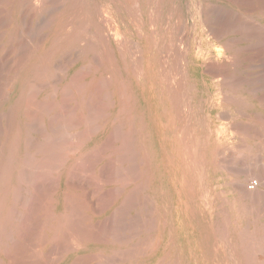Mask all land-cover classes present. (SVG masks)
I'll return each instance as SVG.
<instances>
[{"label": "rangeland", "instance_id": "obj_1", "mask_svg": "<svg viewBox=\"0 0 264 264\" xmlns=\"http://www.w3.org/2000/svg\"><path fill=\"white\" fill-rule=\"evenodd\" d=\"M41 1L43 2V4L41 3ZM41 1H40V3L38 1L39 4L35 5L34 8L32 5H31L32 7L29 5V8H28L29 3L27 1L26 2L24 1L25 2L24 3L21 0H0V179H1L0 180V200L2 203L5 201L4 206H5L6 211H7V213H6L7 219L6 220H8L7 221V224H8L7 230H8V232H9V230H11L9 233L12 236L10 238V239H12V240H10V241H12L10 246L12 247V244H13V246L15 247V244L17 242L18 245H20L19 247L16 246L17 248H23V247L26 248L27 247L26 248V251H27L28 248L30 247V245L35 244V243H37L36 241H38L39 244L38 243L37 244H38L39 248L36 247L37 244H35L34 249H35V252H37L39 250L42 253L41 254V256L43 255L42 258L46 255L45 256L46 260L42 261V262H44V264H45V262H47L48 264H52V263L53 264H73L74 260L77 261V259H75V258H79L80 256H82V258L84 257L83 259H86L87 256H85V255H89V257L92 255H94V256L97 255V258L96 257L94 258V256L90 257L92 261L91 260L89 261V259H90L89 257H88L89 259L88 258L86 259V260H88L89 264L90 263L91 264H160V263L167 264L171 260L174 262V264H200L198 262L199 258L196 257V252L198 253V251H197V245L194 242L193 231L185 228V226H182L180 224V219H181L180 217L183 215L182 210H179V209L174 208V207H172V210H170V213L172 212V214L169 217V220H170V222L168 223L169 230L165 227V225L163 223V213H161L163 210L162 208H163L164 204H168L170 206L172 203L171 200L172 199L174 200L172 193H171V188H172L173 184L166 182L169 180L170 176L172 177V175L174 173L171 170H176V167L171 166L170 163L172 164V162H179V159H180L178 154L174 150L175 145L177 143H176V141L171 140L169 132L167 130V128H170V124H172V122L170 121L171 118L168 115L159 116V115H157L156 111L152 110V111H149L148 113L150 114V112H151V114L153 116H155L156 118L153 116H150V117L148 116L146 121H144V119H141V118L139 120H137V124L139 126L138 129H140V131L142 130L143 134L139 133L136 136V142H135L134 146L132 147L134 150V151L132 150L133 154H134V152L136 154H134V155L132 154L133 157L131 155L129 158L126 159V162L131 161V160H129L130 158L134 159L131 162L133 165L134 164L136 165V169H138L137 171L139 174V178L141 180H142V178L149 176L150 170H151L153 175L156 176L155 178L158 179L157 181L165 187L164 189L166 190V192L169 195L166 196V198H165V196L163 198H159V196L156 194V191L154 189L151 190L148 182H145V184L143 182H141L142 185H140L141 186L140 188H142V189H140L137 192V199H136L137 200L136 201L137 202V204H136L137 208L135 210L136 212L134 210L127 212V214H126L127 216H124V218H123L125 220L124 221L125 223H123V225H125V227H123L124 229L123 228L120 229L121 230L120 232L118 230L120 227L117 228L118 224H119L118 220L115 219L116 222L113 221L114 218H117L116 216H117V214L119 212L118 210L120 208L118 210L116 209L115 213H110V212H114V208L111 210V208H108L109 206L105 205V203L103 202V200L110 198L109 196H107V194L109 195V193H111L113 191L112 189H114V192H115L117 187H119L117 185V183H113L116 180L115 179L116 176L114 177V174L116 175V173H117L116 167H118L117 165L119 164V162L117 163V161L114 158L118 155H115V152H114L115 150H112V147H113V149L118 147L117 142H115L116 138H115L114 133H113L114 136L111 135L110 132L105 134L103 139L96 146V148L98 147V149H97L98 151H97L96 148L93 147V142H95L99 138V136L93 137L91 140H88L87 146L82 147L81 144L78 142L83 137L82 130L80 129L81 130V132H80L79 129H77V130H79V131H77L76 129L72 128L66 134V141H68L70 139L71 135L73 134V136H72L73 138L72 137L71 138L74 139L76 143L73 142L74 140H71V139L68 141L69 143L65 142V140H64V145L69 144L70 147L69 146H63V147H66L65 149L68 150L67 152H69L70 149L72 150L68 155H64V154H66L65 153L66 150H63V151H65L64 154L62 153L63 151L61 152L62 158H61L60 162L65 163V164L60 165L61 163L58 162L59 160L56 162V159H55V162H53L54 160L51 162H43V161L39 162L44 156L46 157V155H44L45 152L48 153L47 151L42 149V146L46 145L48 143L47 139H49L48 140L49 142H50V139L51 140L54 139V140H52L54 142V144H55V142L58 143L57 142L58 137L55 138L58 135H56V134L53 135L51 133V130H49V128H51V126H50L51 124L49 125L50 120L46 122V120H48L49 117H44V115H45L44 113L46 112V110H44V108L41 107L42 103H40V102H44V98L47 96L46 98H48V99L45 98L46 101H50L49 103L52 102L53 105H51V107H50V105L46 101L45 102L47 104L44 103V105L45 106L47 105V107L49 106V109L54 108V107L57 108L54 111V113H51L50 118H53V117L57 118V116H59V115L64 116L65 115V113H63L64 110H66V114H67V110L70 111L75 106L73 104L71 105V103L67 99V98H69L68 97L69 94L72 95L71 93H69V92H73L72 90L71 91L67 90L69 92H67L68 96H65V98L67 97L65 99L66 101L63 99L64 102H63L62 98L59 97L58 93L57 94L52 93L51 95H47L45 93V91L47 89H50L49 88L50 85L53 86L52 82L55 80L57 83L55 82L56 84L54 85V87L60 88L64 85H66L67 82L69 81V79H71V78L73 79V77H74V79L77 77V80H78V77H80L82 80H88L87 79V78H89L88 76H90L91 73L93 72L92 65H90V69L88 67L89 62L86 60L85 54L80 52V51L77 52V50H75L77 53L73 50L72 51L61 50L58 53H56V52L52 53V51H50L51 54H53V56L51 54H48V56L51 55V56H49L51 58H47V54H45L46 52L44 51V49L46 50L48 45H50V47H51L50 48L48 46V48H50V50L53 49V51H55L57 49V47L60 46V42H58V40H57V39H59V37H58V35H56V33H57L56 29L58 28V25L60 24V22H62V20L64 21L65 18H66V20L72 19L73 16L70 14V11L68 8V5H69L68 0H44V1L41 0ZM168 1L171 2V3L169 2V4H170L169 6L176 7V10L178 11L177 15L179 14L178 15L179 19L176 15L175 16L177 18L176 17L174 18L173 16H170V15H172V13L165 12L164 16L166 18V21L168 20L167 26H166L167 28L165 30L166 34L163 32V34H161L160 36L158 35L156 37V39L158 41L160 40L162 42V45H164V46L166 45L165 47H168L169 44L167 45V42L169 41L168 37L170 36V34L174 33V35H175L177 33V35L180 37L181 33L183 32L181 37L186 42L188 41L187 42L188 43V50L187 51H188L189 55L192 56L193 52L196 53L197 50L195 49V47H197L198 45L202 46L204 53H206L208 50H217L221 54V60L217 63V65H216V63H215V65H214V63L211 64L213 67L216 66V68H211L212 66L210 67V63L202 61L200 63L201 65L199 64L197 67H194L193 69L192 68L191 69H188V68L185 69V73H187V75H188V82H187V87H188L187 89L188 90L186 91L187 93H186L185 98H184L185 101L183 102L182 107H181L182 110H180L181 118L177 119L176 123L173 126L176 130L175 134H177L176 136H178V139L179 138L185 139V141L188 144H191L192 146H194L196 144L197 140H200V144L203 143L202 155H204V157L202 156V159H203L202 162H204V161L214 162V164L216 165L217 171L214 174V180H215L214 184H215V189L219 194L222 193V191L224 194L225 191H231L232 190L231 189V184L233 183L232 182V180H233L232 175L235 173H236V176L239 178L240 182H242L243 186L245 185L243 187L245 189V190L243 189L244 191L249 192V193L253 192V194H254L253 196H256L257 190H258V193H260L259 191L262 190L261 192L263 194V192H264V175H263L264 174V0H168ZM23 4H26L27 6L23 5ZM40 5H42V6H40ZM54 6H56V7H54ZM26 7L29 10V11L27 10L28 12L26 11ZM36 7H38V8L36 9ZM31 8L33 10L35 9L34 10L35 12L33 10L31 11ZM40 9H42L43 12H40L41 11ZM66 11H67V13H66ZM29 12H32L35 15H33L32 13H29ZM66 14H68V16ZM42 15L44 18L42 17ZM64 16H67V17H64ZM170 17H172V18H170ZM42 18H43V21H42ZM61 18H62V20H61ZM180 18H182V19H180ZM46 19L47 20L49 19L48 22ZM58 19L61 21H59ZM180 21L182 22L183 25L181 24ZM44 22H47V23H45V25H48V27L44 25ZM174 23H175V25H174ZM179 25H180V27H179ZM38 26H40V27H38ZM181 26H183L182 30H181ZM55 27H56V29H55ZM172 27H173V29H172ZM174 27L180 28V30L182 32L180 33V30L178 29V31H177V28L175 29ZM41 28L44 30H42ZM52 28H53V30H52ZM38 29H39V32H37ZM171 29L172 30L175 29L176 32L172 31ZM53 31H54L55 35H53ZM184 31L186 32V34L184 33ZM36 32H37V34H36ZM46 33H48V34H46ZM122 33H123V36H127V34L129 32L127 30H123ZM35 35H36V37H35ZM54 36H56V38L57 37L58 38L57 39L53 38ZM48 38L49 39L51 38V39L49 40ZM164 39H165V41H164ZM54 40H55V42H53ZM43 44H45V45H43ZM51 44H52V46H51ZM82 45H84V43H82ZM40 48H42V49H40ZM39 49H40V51H42V53L39 52ZM80 50H82V49H80ZM40 53H41V56L39 55ZM65 53H67L69 55L68 56L69 58L67 57V54H65ZM72 53H73V56H72ZM79 53H80V55H77ZM35 54H37V56H35ZM74 54H75V56L77 55L79 59L77 57L74 59V57H75ZM140 54L138 53V56L136 54L138 59L140 56H141L140 58H143V56H142L143 54H141V55ZM34 56H35V58H34ZM44 56L47 59H49L50 62L45 61L47 59ZM162 56H163V54L161 55V57ZM25 57H27V58L25 59ZM96 57L98 59L95 61ZM96 57L94 59V63L97 62L98 65L100 63L103 64V61H99V58H100V60H102V58L99 55ZM66 58H67V60L69 59L71 62L74 60V62L71 63L69 60L68 61L65 60ZM38 59H39V61H38ZM19 60H20L21 65L18 64ZM42 60H44L43 62H47V64L46 63L43 64L44 67L42 66V64H40V62H42ZM58 60H60V62ZM139 60H141V59H139ZM65 61H67L66 63L68 65L67 64L64 65L63 62H65ZM68 62H70V63H68ZM54 64L57 65L58 68L54 67L55 66ZM58 64L59 65L63 64L64 69L63 68L60 69L61 67H63V65L59 66ZM208 64H209V66H208ZM47 65H49V68H47L48 67ZM82 65H83V67H82ZM219 65H221V67ZM207 66L210 67L211 71H209L210 69L207 68ZM38 67H40V68H38ZM53 67H54V70L55 69L57 70L56 72H58V74H59V75H57L58 77L55 75L57 73H54L55 71L53 70ZM81 67L84 69V70L82 69L83 70L82 72H84V73L80 72ZM165 67L162 68L163 70L161 69V73L163 72L162 76L164 73L167 74V72H170V70L166 71ZM16 68H18V69H16ZM34 68H35V70L37 68L40 70V72L38 73L37 76H35V75L33 76V74H31L29 72V71L33 72ZM41 68H42V70H41ZM44 68H46L45 72L51 73L52 71H50V70L54 71L52 73L54 79L52 78L53 80L51 79L50 81L46 82V84H48V85H45L46 87L41 86V84L42 85H43V83L45 84V81L40 79V77L41 78L43 77L42 73L44 72L43 71ZM59 69H60V72L62 70H63V72L59 73ZM85 70H87L89 75L87 74V72ZM207 71H209V72H207ZM77 72L78 73L80 72L79 75H81V74H84V75L79 76V75H77ZM40 73L42 74V76ZM86 74L88 76H85ZM170 74L173 77L175 76V72H173V71H171ZM217 75H219L218 79H217V77H218ZM106 76H107L106 77L107 80H108V77H110L112 80L111 74H106ZM31 77L32 78L34 77V78L32 79ZM35 77H37V78L39 77L38 79L40 81ZM56 77L58 79H60L59 80L60 82L58 81V79ZM10 79H13V81ZM16 79H18V80L16 81ZM23 81L26 83H24ZM29 81H31L30 85H32V87L28 86ZM172 81H174V82H171L173 84V87L174 88L178 87V86H176L175 79H173ZM34 82H35V84H33ZM108 82H109V80H108ZM38 83H40V84H38ZM49 83H50V85H49ZM147 85H148L147 86L148 88L146 87L147 93H143L141 95V93H139L138 90L135 91L134 89H132V91H133L132 93L134 94L133 96H135V98L138 95V97H137L138 100H140V102L143 103L144 105L146 103L145 101H147V102L150 101L151 103L148 102L149 103L148 105L150 107V105L154 106V98H153L154 92H153L152 82L147 81ZM150 85H151V87H150ZM26 87H27V89H26ZM22 88H24V89H22ZM31 88H33V90ZM36 89L38 90V92ZM112 90H114V89H112ZM34 92H36L38 95L37 94H36V96L33 95V94H35ZM38 96H40V98ZM50 96H54L56 98L52 97L53 98L52 99V98H50ZM32 97H34V99ZM42 97H44V98H42ZM72 97H73V95H72ZM144 97L145 98L148 97L149 99H144ZM94 98L92 99L94 101V103L95 102L98 103L97 100L100 99L101 97L96 95L95 100H94ZM28 99H29V101H28ZM30 100L32 101L34 106L36 105L35 106L36 108H37V106L39 107V105L41 107V108H39V111H37L38 110V108H37L36 114H34L35 116L33 115V117H36V118L38 117L37 119L35 118L36 121L33 120L34 118L31 119L32 115H29L30 111H31L30 113H32V114L35 112V107L31 105L32 103ZM92 100H91V102H92ZM58 101H60V102H58ZM37 102H39V103H37ZM102 102H103V98L101 100V103L99 102L100 103L98 106L99 108H101V106L103 107ZM94 103L93 104L91 103V106L94 105ZM96 103H95V105H96ZM25 104H28V105L30 104L29 106L30 107L32 106L31 108L34 107L33 108L34 110L30 109L29 106L25 105ZM59 104H61V106H64V107H62V110L64 108L63 111L60 109ZM66 104L69 106H67ZM183 105H184V107H183ZM186 105H188L189 107ZM21 106H22V108H21ZM96 106H95V108H96ZM58 107L60 110L58 109ZM24 108H26L29 112L27 110H26L27 112H25ZM41 109L44 110V113H43V110H41ZM58 113H60V114H58ZM24 114H26V115H24ZM41 114H42V116H41ZM54 114H56V115L58 114V115L56 116ZM39 115L41 118L39 117ZM52 115H53V117H52ZM185 115H186V118H185ZM25 116L27 118L29 116H31V117L26 120ZM54 119L55 118H53V120ZM153 119H155V120H153ZM37 120H39V121L43 120V124H41L42 122L40 123ZM152 120L154 121V123ZM24 123L25 124L28 123V125L24 126L25 125ZM118 123H120V122L119 121L116 122V124H118ZM142 123H143V125H142ZM147 123H148V125H147ZM168 123H169V125H167ZM183 124L185 127H187L186 130L185 129L183 130V128H182V127H184ZM185 124L189 125L190 127L186 126ZM45 125H46V127H45ZM27 126L29 128L32 126V129L30 130ZM163 126H164V128H163ZM17 127H18V129H17ZM33 127L36 129H34ZM144 127H147V129ZM154 127H156V128H154ZM158 127H160V128H158ZM152 128H153V130H152ZM179 128L181 129V132H179L180 131ZM191 128H192V130H190ZM33 129H34V131H33ZM159 129H160V131H159ZM19 130H21V131L19 132ZM35 130H39V131H35ZM189 130L191 131V133H190L191 135L189 134V132H190ZM218 130H219V132H218ZM223 130H224V132H223ZM25 131H27V132H25ZM42 131H44V132L42 133ZM71 131L73 133H71ZM76 131L79 135L78 137H77ZM45 132L47 133L48 137L46 135L43 136V134ZM220 132H221V134H219ZM16 133H18L20 137ZM14 135L17 136L18 139ZM27 135L30 136V138L28 137L30 139V141L32 139L31 142L28 141L29 144L31 143L30 145L28 143L27 144L25 143L28 140ZM69 135H70V137H69ZM108 135H110L111 138ZM184 136H185V138H184ZM186 136H187V138H186ZM188 136H190V137L188 138ZM25 137L27 138L26 141L24 140V139H26ZM67 137H68V139H67ZM145 137H146V141H145ZM163 137L165 138L164 141H163V139H161ZM42 138H44V139H42ZM75 138L76 139L78 138L79 140L77 141ZM193 138H194V140H192ZM55 139H57V141H55ZM108 139H109V141H106ZM14 140H15V142H14ZM17 140L20 143L17 142ZM41 141H42V145H41ZM70 141H72V142H70ZM105 141L108 142V144ZM16 142L19 144H17ZM39 142H40V144H39ZM53 142H50L49 144L51 145ZM103 142L106 146L104 144H103L104 146L102 145ZM110 142L111 143L113 142V144H111ZM162 142H164V143H162ZM37 143L41 146H39ZM73 143H75V145H72ZM77 143L80 145H78ZM35 144H37V145H35ZM159 144H161V146L163 148L165 147L164 150L161 146H159ZM15 146H18V148ZM34 146H39L40 147V148L38 147L39 151L44 152V154L41 152H40L41 153L40 154L38 151V148H34ZM60 146H62V145L60 144ZM100 146H102L101 149H99ZM226 146L228 148H226ZM29 147H31V148L29 149ZM104 147H105V149H104ZM219 147L220 148L223 147L221 151L218 150V149H220ZM44 148H46V146H44ZM68 148H70V149H68ZM108 148H109V150H108ZM146 148H147V150H146ZM24 149H26V150L24 151ZM93 149L95 152L93 151ZM102 149H103V151H101ZM106 149H107V151H106ZM73 150L74 151L76 150V151L74 152ZM104 150H105V153H104ZM60 151H61V149L58 152H60ZM79 151H80V154H79ZM92 151H93V153H91ZM99 151L102 154V157H104V158L98 157L97 159L100 160L98 162V160L96 161V157H97L96 152H99ZM72 152H74V153H72ZM81 152H83V153H81ZM112 152L114 154L110 155V153H112ZM161 152L163 155L160 154ZM215 152H217V153L215 154ZM30 154H32L33 156L31 155V157L29 159ZM85 154H87V155H85ZM95 154H96V157L91 158V157L95 156ZM144 154H145V156H143ZM153 154H155V155H153ZM214 154H215V156H214ZM16 155H17V157H16ZM26 155H28V156H26ZM48 155L50 156L49 153H48ZM48 155H47V157H48ZM62 155H64V156H62ZM84 155H85L86 159L89 158L88 155H90L91 159L86 161L85 158H83V160H85L83 163L82 157ZM103 155H105V156H103ZM65 156H68V157L66 158ZM134 157H137V158L135 159ZM160 157H163L164 159L162 158L163 160H161ZM34 158H36V159H34ZM64 158H66V159H64ZM100 158H102V159H100ZM108 158H111L110 160H114V161H107V160H109ZM27 159H29V160H27ZM37 159H40V160H37ZM62 159H64L66 162L63 161ZM76 159L77 160L81 159L83 165L79 162L81 160H79L78 163L81 165L78 166V164H77V166H76V164H75L77 162ZM214 159L216 160V162ZM89 161H91V162H89ZM92 161H94V162H92ZM115 161H116V163L114 164L113 162H115ZM134 161H135V163H134ZM162 161H164V162H162ZM72 162H75L73 164V166L71 165ZM103 162H105L106 164ZM141 162H142V164H141ZM224 162H226L227 167L225 166ZM101 163H103V164H101ZM57 164H58V166H57ZM108 164H111V165H108ZM137 164H138V167H137ZM102 165L106 169L109 168L110 171L108 170L109 172H107V170L105 169V172H104ZM105 165H106V167H105ZM221 165L225 166L224 169L225 168L226 169L224 170L223 166H221ZM230 165H231V167L233 165V168H235V170L232 169V173H230L231 172ZM100 167H101V169H100ZM228 167L230 168V170ZM21 168H22V170H21ZM166 168H167V170H165ZM112 169L115 170L116 172L114 171L115 173H112L111 172ZM81 170H82V172H81ZM34 171H36V172H34ZM84 171H86V172H84ZM98 171H100V173ZM137 171H136V176L138 175ZM110 172H111V175H113V177H114V178L112 177L114 179V181L110 177L108 178V176H110V175H108V174H110ZM233 172H235V173H233ZM238 172H239V174H238ZM99 174H101V175L103 174V176H105V175H107V176H105L106 178L105 177L103 178V176L100 175L101 176L100 177ZM94 175L96 176V179L99 178L97 180L98 182L96 180H94V178H95V177H93ZM18 177H20V178H18ZM104 179L106 181H104ZM253 180L258 182V187L256 188V190L250 191L248 189V185H249L250 181H253ZM161 181H164L165 183L161 182ZM104 182L106 184H104ZM110 182H112V183H110ZM1 183L2 184L6 183V184L4 186ZM17 184L19 185L18 188H17ZM144 185H147V186H144ZM67 186H70L72 188L75 187L74 190L76 193L79 191L83 192V190H84L86 193V197L88 196L87 202L89 201V209L88 208L85 209L84 213L86 212L85 215L87 217L88 216L91 217L89 219V225H90L89 226L90 227L89 232L91 235L94 233V235H93L94 241L91 243H86V244H82V242L80 243L79 241H78L79 242L78 243L76 241L77 245L79 244V247H77L75 244L76 243L75 241H69V244L71 245L70 246V245H68V242L66 243L65 241H62L59 239L57 241L60 243H63V245L61 244L62 246H64V244L66 243L67 246L65 244V247H68V246L72 247L73 242L75 245V246L73 245V247L70 248L73 251H67L69 249V247L65 248V247L60 246V247H62V249L59 248V250L60 249L65 250L64 253L60 250V252H61L60 253V252H57V251H59L58 250L59 245L57 243H54L55 241H52L50 238H48V231H47L48 228H45L43 225L47 224V221H46L47 220L46 217H48L47 215H49L51 213L52 214H58L61 211V207L59 204L61 201L60 193L63 190H65V188ZM7 187H9V188H7ZM112 187H114V188H112ZM110 189H111V192H109ZM15 190H17L16 193H15ZM107 190H109L108 191L109 193L107 192ZM255 193H256V195H255ZM5 194L7 196H5ZM49 194L54 196V199H53L54 202L53 203H51L50 200H48ZM262 194H258V198H260V196ZM13 195H16V196H13ZM104 195H105V198L103 199ZM101 196H102V199H101ZM106 196L109 198H107ZM255 198L256 197H253L252 199H250V202H249V204H251V206H253L252 210L255 211V212H252L253 214H251V218H250L251 231H254V230L257 231L256 230L257 228L264 226V225H262V224H264V214H263L264 211H263L262 206L259 204V202H262V201H260L258 199L259 200V202H258V200H254ZM47 201H49V202H47ZM57 202H58V204H57ZM48 203H50V204L48 205ZM46 205L49 206V209L51 211L49 210V212H48V210H47L48 206H46ZM23 206H25V207H23ZM44 206L47 209H45ZM105 206H107V208ZM254 206H255L256 210L254 209ZM260 206H261L262 210L260 209ZM90 207H91V209H94V210L92 211L90 209ZM104 208H106V209L104 210ZM139 209H141V211ZM260 210L262 211V213ZM258 214H260V215L263 214V215L260 218V215L258 216ZM44 215H46V217ZM110 215H111V217H114V215H115V217L114 218L110 217V220H109L108 217ZM128 216L130 217V219ZM8 217L9 218L12 217V219L11 218L8 219ZM256 217H257V219H256ZM111 219H113V220H111ZM128 219L130 220L131 224L128 222L129 221ZM254 219H256V220H254ZM105 220H106V222H104ZM108 220H109V223H108ZM45 221H46V223H44ZM91 221H92V223H91ZM110 221H111V224H112V222H115L114 223L115 225H113V224L110 225ZM106 223L109 224L110 226L107 225ZM116 223H117V225H116ZM128 223L131 226L133 223L134 226L131 227ZM253 223H254V225H253ZM92 225L95 226L94 228L92 227L93 231L91 230ZM104 225H105L106 229H104ZM119 225L121 226L122 223ZM108 226L111 228H114V229L110 228L111 229L110 233H109V229H107ZM12 227H13V230H12ZM127 227L130 229L127 230L128 229ZM254 227H255V229H254ZM115 228L117 230H115ZM113 230H115L116 233L113 232ZM43 232H44V234H43ZM105 232H106V235H105ZM107 232H108V234H107ZM117 232H119L118 233L119 235H117ZM41 233L43 234L42 236H40ZM45 234L47 237L45 236ZM114 234L117 236L114 237ZM172 234H173V236H172ZM103 235L105 236V238ZM108 235H110V236H108ZM106 236H108V237H106ZM33 237H34V239L37 237V239L32 241ZM38 237L39 238L41 237L40 239L44 238L45 240L44 239H43V241L39 240ZM136 239H140L141 242H140V240H136ZM156 240H157L158 244H157ZM39 241H41L42 243H40ZM45 241H46V243H45ZM113 241L114 242L117 241L119 243H121V242L122 243H124V242L131 243L128 245L132 248V251L130 249V251L132 253L134 251H137V250H135L136 249L135 246H134L135 249H133V246H131L132 244H136L139 241L142 245H139V243H137L139 245L138 246L139 249L137 248L138 251L136 253L134 252L135 254H132L134 256L133 258L131 257L132 255L131 256L129 255V253L131 254V252L127 249L129 251V253L127 252L128 256L126 258V255L124 257V254H127V253L122 254L123 256L119 254V253H122L124 251H122V252L119 251V252H116L115 254H114V252L107 251L106 248L109 247L110 244H113L112 243ZM262 241H264V240H262ZM29 242H31V243H29ZM106 242H109V243H106ZM52 243H54L55 246ZM263 243L261 242V246ZM21 244H23L24 246H21ZM25 244L26 245L30 244V245L28 247V245L26 246ZM137 244H136V246H137ZM51 245H53V247ZM34 246L33 245L31 246L32 247L31 251H34V249H33ZM263 248L264 247L262 246V251H263V253L261 252L262 254L259 253L260 252L259 250L258 251L255 250V248L253 249V251H255L256 253L249 251L250 252V253H248L249 256L251 255V253L253 254V255H251V258H249L247 254H246V256H245V254L244 255H239V254L235 255L233 257L235 264H247V262L249 263L248 260H250V262H252L249 264H253L254 262H255V264L258 262L259 263L261 262L260 264H264V262H263L264 261V250H263ZM140 249H141V251H139ZM47 250H48V252H47ZM40 252H38V253L40 254ZM55 252H57V253L55 254ZM24 253H25V251H24ZM43 253H46V254L44 255ZM50 253L55 254L54 256H53V254H51L53 256V258H52V256L47 257V254L50 255ZM97 253H99L100 255L102 254V255L101 256L99 255L100 256L99 257ZM138 253H139V256H138ZM29 254L31 256H30V258L27 256L28 257L27 260H31V257L33 256V253H31L30 251H29ZM166 255H168V256H166ZM121 256H122V258H121ZM244 256L248 257L249 259H246V258L244 259ZM10 257L0 254V260H1L0 262H2L0 264H10V262L13 261V260H11V259H13V257H11V259H10ZM113 257L114 258L117 257V258L114 259ZM129 257L132 260L129 259ZM164 257H166V258H164ZM54 258H55V260H54ZM57 258H61V259L56 262ZM99 258H101V260ZM106 258H109V259L113 258V260L112 259L109 260ZM43 259H45V258H43ZM83 259L80 258L81 262H79V263L75 261L76 264H82L84 261L85 262L83 264H85L86 260H83ZM82 260H83V262H82ZM75 262H74V264H75ZM218 264H221V263H218Z\"/></svg>", "mask_w": 264, "mask_h": 264}, {"label": "bare ground", "instance_id": "obj_2", "mask_svg": "<svg viewBox=\"0 0 264 264\" xmlns=\"http://www.w3.org/2000/svg\"><path fill=\"white\" fill-rule=\"evenodd\" d=\"M21 1H23V2L24 1L26 2L27 1L29 3V4L27 3L28 4V8H29V5L30 6L32 5L33 8H34L35 5H38L41 0H21ZM38 1H39V3H38ZM68 2H69L68 8H69L70 14L73 17H72V19H67V20L65 18L64 21L61 18L62 22H60V24L58 25V28L57 29H56L57 26L55 27V29L57 30L56 35H58V37H59L60 40L57 39L58 37L56 38V36L53 37V38H56L58 40V42H60V46L57 47V49L55 51H53V49L50 50L51 47H50V45H48L50 48H48V46H47L46 50L44 49V51L46 53L45 52L44 53L47 54V58H51L49 56H51V55L53 56V54H51L50 51H52V53H54V52L58 53L61 50H70V51L77 50V52L80 51V52H82V53L85 54L86 60L89 62L88 63L89 69H90V65H92L93 72L91 73L90 76H88L89 74H88L87 70H85L87 72V74H88V75L86 74L85 76H88L89 77V78H87L88 80H82L80 77H78V80H77V77L75 79L73 77V79H72L71 78L72 76H71L70 77L71 79H69V81L67 82V84L64 85V86H62V87H60V88L54 87V85L57 83L56 80L53 81L54 83L52 82L53 86H51L50 83H49V85H50L49 88L50 89H47L45 91V93L47 95H51L52 93H56V94L58 93L59 94V97H61L62 100L63 99L65 100L67 98V97L65 98V96H68L67 95L68 94L67 92H69V91L72 90L73 92H69V93H71L73 95V97H72V95L69 94V96H68L69 98H67V99L69 100V102L71 103V105L73 104L75 106L70 111L67 110V114H66V110H64V108H63V110L65 112L62 110V107H64V106H61V104H59L60 109L63 111V113H65V115L63 116L61 114L62 116H60V115L57 116L60 113H58L57 115L54 114V115L57 116V118L56 117H53V115H52V117L55 118L53 120V118H50L51 117L50 115H51V113H54V111L57 108L54 107V108H50L49 109V106L48 107H47V105L45 106L44 103L45 104L48 103L50 105V107H51V105H53L52 102L49 103L50 101H46V99H48V98H46L47 96L45 97L46 99L44 97H42V98H44V102H40V103H42V106L41 107H43L44 110H46V112L44 113V110L43 109H41V110H43V113L45 114V115L43 114L44 117H49V119L47 118L48 120H46V122L50 120V123L49 122L48 123H49V125L51 124L50 125L51 128H49L50 127L49 125H48L49 126L48 128H49V130H51V133L53 135H55V134L58 135V136L55 137V138L58 137V141H57V139H55V141H57L58 143L55 142V144H54V142L52 141L54 139H52V140L50 139V142H53L50 145L49 144L50 142L48 141L49 139H47V142H48L47 144L48 145L45 143L46 145H43L42 146V149L45 150V151H47L50 154V156L46 152L44 154V152L39 151V148H40L39 146L42 145V141H41V145H39L40 142H39V144L37 143L39 146H34V148H38L39 147L38 148L39 153L41 152L44 155H46V157L44 156L45 158L44 157L43 158L41 157L43 160L42 159L41 160L40 159H37V160H40L39 162H42V161L43 162H51V161L54 160L53 162H55V159H56V162L59 160L58 162L61 163L60 162L61 161V158H62L61 157V154L62 153L64 154L65 151H63V150H66L65 149L66 147H63V146H69V144L68 145H64V140H65V142H68L70 139L71 140H74V139H72L73 138L72 137L73 134L72 135L70 134L72 138L69 135L70 139L68 141H66V134L72 128L73 129H76V130L77 129H79V130L81 129L82 130V135H83L84 138L82 137L81 138L82 140L80 139V141H78L79 140L78 138L77 139L75 138L81 144L82 147H86L87 146L88 140H91L93 137L99 136L100 139L98 138L99 140L97 139L95 142H93V147L96 148V146L100 143V141L103 139V137L105 136L106 133L110 132L111 135H113V133H114L115 134V138H116L115 139V142H117L118 147L117 148L114 147L115 149H113V147H112V150H115L114 151L115 152V155H118V156H116L114 158L117 161V163L119 162V164L117 165L118 167H116L117 173H116V175L114 174V177L116 176L115 177V179H116L115 182H113L114 181V179H113L114 177H113V175H111V172L112 173H115L116 172L115 170L112 169V171L110 172V174H108V175H110V176H108V178L110 177L111 179H113L112 182L113 183H117V185L119 187H117V189L115 190V192H114V189H112L114 187H112L111 189L113 190L112 191L113 193L111 192V189H110V191L107 190V192L108 191L111 192V193L108 192L109 195L106 193L107 196H109L110 198L106 196L109 199L103 200V202L105 203V205L109 206L108 208H111V210L114 208V212H110V213H115L116 212L115 210L116 209L118 210L120 208L118 210L119 212H118V214L116 216L117 218H114L115 215H114V217H111V215L108 217L109 220H110V217H111V218H114V220L113 219H111V220H113V221L116 222L115 219H117L118 222H119V224L122 223L121 226L119 224H118V227L116 226L117 228L120 227L118 229L119 232H120L121 231L120 229H122L123 227H125V225H123V223H125L124 222L125 220L123 219L124 216H127L126 214H127L128 211H132V210L135 211L136 208H137L136 207V204H137V202H136L137 201L136 200L137 199V192L140 189H142V188H140L141 187L140 185H142L141 182H143L144 184H145V182H148L149 185H150L151 190L154 189L156 191V194L159 196V198H163L164 196L166 198V196L169 195L166 192V190L164 189L165 187L163 185H161L157 181L158 179L155 178L156 176L153 175V173L151 172V170H150L149 176H146L145 178H142L141 177L142 178V180H141L139 178V174H138V171H137L138 169H136V165L134 164L135 165L134 166L132 164V162H131L134 159L130 158L129 160H131V161L126 162V159L129 158L133 154V151L134 150H133L132 147L134 146V144L136 142V136L139 133L143 134V131L142 130L140 131V129H138L139 126L137 124V120H139L141 118V119H144V121H146L147 118H148V116L149 117L150 116H153L151 114V112H150L151 115L148 113L149 111H152V110L153 111H156L157 112V115H159V116H166V115H168L171 118V119L170 118L169 119L172 122V124H170V128H167V130L169 132V135H170L171 140H174L177 143L175 145V149L174 150L176 151V153L178 154V156H179L180 159H179V162H172V164L170 163L171 166L176 167V170H171L174 173H173L172 177L170 176L169 180L166 181V182H169V183L173 184V186L171 188V193H172V196H173L174 200L173 199L171 200L172 203H171L170 206L168 204H164V206L162 208L163 210H162L161 213H163V223H164L165 227L169 230L168 223L170 222L169 217L172 214V212L170 213V210H172V207L177 208L179 210H182L183 215L180 217L181 218L180 219V224L182 226H185V228L190 229V230L193 231L194 242L197 245V251H198V253L196 252V257L199 258V261L198 262L200 264H218V263H221V264H235L234 258H233L235 255H238V254L239 255H244L245 254V256H246V254L248 255V253H250L249 251L255 252V251H253L254 248L257 251L259 250L260 251L259 253H261V252L263 253L262 246L264 247V243H263L264 241H262V240H264L263 239L264 238V226H262L260 228H257L256 229L257 231H255V230L254 231H251L250 218H251V214H253L252 212H255V211L252 210L253 209L252 208L253 206H251V204H249V202H250V199H252L253 197H256L254 200H258L259 199L260 201H262V202H259V200H258L259 204L262 206L263 211H264V199H263L264 198V195H263L264 192L262 194V192H261L262 190H261V191H259L260 193H258V190H257V195L255 193L256 196H253L254 195L253 192H250L249 193V192L244 191L245 189L243 187L245 185L243 186L242 182H240L239 178L236 176V173L233 172L235 174L232 175L233 176V180H232L233 183L231 182L232 183L231 184V189L232 190L231 191H225L224 194H223V191H222V193L219 194L216 191L215 184H214L215 183L214 174L217 171L216 165L214 164V162H207V161L202 162L203 161L202 156L204 157V155H202V152H203L202 151L203 143L200 144V140H197V142H196L195 145L192 143L194 145V146H192L191 144H188L185 141V139H182V138H179L178 139V136H176L177 134H175L176 133V130L173 127L174 124L176 123V120L179 119V118H181L180 110H182L181 107H182L183 102L185 101L184 98H185V95L187 93L186 91L188 90L187 89L188 88L187 87L188 75H187V73H185V69H187V68L188 69H191V68L193 69L194 67H197L202 61L203 62L210 63V67L212 66L211 65L212 63H214V65L216 63V65H217V63L221 60V54L217 50H208L206 53H204V51L202 49V46L198 45L199 47L198 46L197 47L194 46L195 49L197 50L196 53L193 52L192 53L193 54L192 56L189 55V53L187 51L188 50V43H187L188 41L186 42L181 37L182 34H183V32L181 31L183 26H181V30H180V28H177L178 26L176 25L177 26L176 27L177 28V31L179 29L180 30V33L182 32L180 37L177 35V33L175 35H174V33H171V34L169 33L170 34V36L168 35L169 36L168 37V39H169L168 42L169 43L167 42V45L169 44L168 47H165L166 45L165 46L162 45V42L160 40L158 41L156 39V37L158 35L160 36L161 34H163V32L166 34V31L165 30L167 28L166 26H167L168 20L166 21V18L164 16V13L165 12L172 13V15H170V16H173L174 18L176 16L178 17V15H179V14L177 15L178 11L176 10V7L169 6L170 5L169 4L170 1H168V0H166V1L165 0H68ZM41 3L43 4L42 1H41ZM23 5H26V4H23ZM40 6H42V5H40ZM38 7H36V9ZM54 7H56V6H54ZM27 10L28 9L26 7V11ZM32 10L33 9L31 8V11ZM40 10H41L40 12H43L42 9H40ZM29 13H32V12H29ZM66 13H67V11H66ZM33 15H35V14H33ZM66 15L68 16V14H66ZM67 16H64V17H67ZM42 17H43V15H42ZM43 18H42V21H43ZM170 18H172V17H170ZM178 19H179V17H178ZM180 19H182V18H180ZM48 20H47V22H48ZM61 20H59V21H61ZM47 22H44V25ZM181 24H182V22H181ZM174 25H175V23H174ZM40 26H38V27H40ZM45 26L48 27V25H45ZM179 27H180V25H179ZM53 28H52V30H53ZM172 29H173V27H172ZM175 29L172 30V31H175ZM42 30H44V29H42ZM123 30H127L129 32L127 34V36H123V33H122ZM37 32H39V29L37 30ZM37 32H36V34H37ZM184 33L186 34L185 31H184ZM46 34H48V33H46ZM53 35H55L54 34V31H53ZM35 37H36V35H35ZM164 41H165V39H164ZM53 42H55V40ZM82 43H84V45H82ZM52 44H51V46H52ZM43 45H45V44H43ZM40 49H42V48H40ZM40 49H39V52L42 53V51H40ZM80 49H82V50H80ZM41 53L39 54L40 56H41ZM138 53L139 54L140 53L143 54L142 55L143 58H140L141 57L140 56L141 54L139 55L140 56L139 59H141V60H139L137 58ZM48 54H51V55L48 56ZM65 54H67V53H65ZM136 54H137V56H136ZM162 54H163V56L161 57ZM77 55H80V53L77 54ZM77 55L75 56V54H74V56H75L74 59L76 57L78 58ZM98 55L102 58V60H100V58H99V61H103V64L100 63L98 65L97 62L94 63V59ZM35 56H37V54H35ZM35 56H34V58H35ZM68 56L69 55L67 54V57ZM72 56H73V53H72ZM26 58L27 57H25V59ZM97 59L98 58L96 57L95 61ZM44 60H42V62H40V64H42L43 67H44L43 64H45V63L47 64L48 61L50 62L49 59L45 60L47 62H43ZM65 60H67V58ZM38 61H39V59H38ZM58 61L60 62V60H58ZM67 61L63 62L64 65L67 64L66 63ZM18 62L17 63L21 65L20 60ZM70 62H68V63H70ZM72 62H74V60ZM62 65H59V66H62ZM64 65L60 69H62V68L64 69ZM221 65H219V66L221 67ZM47 66H48L47 68H49V65H47ZM208 66H209V64H208ZM208 66H207V68L210 69V67H208ZM54 67H57L58 68L57 65H55ZM54 67H53V70H54ZM82 67H83V65H82ZM82 67L80 69V72H82L84 70ZM163 67L166 68V71H169L170 70V72L171 71L175 72V76L176 77L174 76L175 77L174 78L173 76H171L170 72H167V74L164 73L163 76H162V73L163 72L161 73V69ZM38 68H40V67H38ZM211 68H216V66H214V67L212 66ZM16 69H18V68H16ZM37 69L35 70V68H34V71L33 72L32 71H29V72L31 74H33V76L34 75L37 76L38 73L40 72V70L38 69L39 70L38 71ZM44 69H43L44 72L42 73L43 74V77L42 78L40 77V79H42V80L45 81V84L44 83H43V85L41 84L42 87H44L45 85H48V84H46V82L50 81L52 78L54 79V77L52 75V73L54 71H55L54 73H57V74H55L56 76L59 75L58 72H56L57 71L56 69L54 71L53 70H50V71H52L51 73L45 72L46 71V68H44ZM60 69H59V73H62L63 70L60 72ZM41 70H42V68H41ZM209 71H211V69ZM209 71H207V72H209ZM79 73L77 72V75H79ZM82 73H84V72H82ZM42 74H41V76H42ZM106 74H111V76H112V80H111L110 77H108L109 82L106 79V77H107ZM81 75H84V74H81ZM81 75H79V76H81ZM217 76H218L217 77V79H218L219 78V75H217ZM35 78H37V77H35ZM173 79H175L176 86H178L176 88H174L173 87V84L171 83V82H174V81H172ZM10 80L13 81V79H10ZM17 80L18 79H16V81ZM59 80L60 79H58V81ZM147 81L148 82H152L153 92H154V94H153L154 95V97H153L154 98V106L153 105L152 106L150 105V107L148 105L149 104L148 102H150V101H148V102L145 101L146 103L144 102L145 103V105H144L143 103L140 102V100H138V98H137L138 95L135 98V96H133L134 94L132 93L133 92L132 89H134L135 91L138 90V92L141 93V95L143 93H147L146 92V87L148 86L147 85ZM24 83H26V82H24ZM30 83H31V81H29V85L28 86H31L32 87V85H30ZM33 84H35V82ZM38 84H40V83H38ZM150 87H151V85H150ZM33 88H31V89L33 90ZM22 89H24V88H22ZM26 89H27V87H26ZM112 89H114V90H112ZM67 90H69V91H67ZM37 92H38V90H37ZM34 93L35 94H33V95L36 96L37 93L36 92H34ZM96 95L101 97L100 99L97 100L98 103L95 102L96 105L98 104L97 106L95 105L94 101L92 100L94 97L96 98ZM38 97L40 98V96H38ZM52 97L53 98H56L54 96H50V98H52ZM32 98L34 99V97H32ZM95 98H94V100H95ZM102 98H103V102H104V103L102 102L103 107L101 106V108H99L98 106L101 103ZM144 99H149V98L148 97L147 98L144 97ZM64 100H63V102H64ZM91 100H92V102H91ZM28 101H29V99H28ZM32 101H31V103H32ZM58 102H60V101H58ZM90 102L92 104L94 103V105L96 106V108H95L94 105L91 106V103ZM37 103H39V102H37ZM25 105H28V104H25ZM31 105L34 106L33 103ZM67 106H69V105H67ZM186 106H188V105H186ZM31 107L29 106L30 109L34 110L33 109L34 107L33 108H31ZM41 107H40V105H39V107L37 106L38 110L35 107V112L33 114L30 113L31 111L29 112L26 109L27 107L24 108V109H25V112L28 111L29 112V115H32V118L31 119L34 118L33 120H35L36 117H33V115L36 114V110L39 111V108H41ZM183 107H184V105H183ZM21 108H22V106H21ZM58 109H59V107H58ZM26 114H24V115H26ZM186 115H185V118H186ZM41 116H42V114H41ZM30 117L31 116H29L28 118L26 117V120L29 119ZM39 117H40V115H39ZM153 117H155V116H153ZM153 120H155V119H153ZM37 121H39V120H37ZM118 121L120 123L116 124V122H118ZM39 122L40 123L42 122L41 124H43V120H41ZM153 123H154V121H153ZM26 125H28V123H26L24 126H26ZM46 125H45V127H46ZM142 125H143V123H142ZM147 125H148V123H147ZM167 125H169V123ZM183 126H184V124H183ZM186 126H189V125H186ZM18 127H17V129H18ZM144 128L147 129V127H144ZM154 128H156V127H154ZM158 128H160V127H158ZM163 128H164V126H163ZM182 128H183V130L184 129L186 130L187 127L184 126ZM29 129L31 130L32 129V126ZM34 129H36V128H34ZM34 129H33V131H34ZM79 130H77V131H79ZM81 130H80V132H81ZM152 130H153V128H152ZM190 130H192V128ZM20 131L21 130H19V132ZM35 131H39V130H35ZM77 131H76V133H77ZM159 131H160V129H159ZM25 132H27V131H25ZM43 132L44 131H42V133ZM46 132L43 134V136L46 135L48 137V135H47ZM179 132H181V129H180ZM218 132H219V130H218ZM223 132H224V130H223ZM71 133H73V132L71 131ZM190 133H191V131L189 132V134ZM16 134H18V133H16ZM219 134H221V132ZM18 136H19V134H18ZM78 136L79 135L77 133V137ZM108 136L110 137V135H108ZM15 137L18 139L17 136H15ZM28 137L30 138L29 135H27V138ZM189 137L190 136H188V138ZM27 138L24 139V140L26 141ZM29 138H28L27 142H25L26 144L27 143L29 144V142H28V141H30ZM184 138H185V136H184ZM186 138H187V136H186ZM42 139H44V138H42ZM67 139H68V137H67ZM161 139H163V141H164L165 138L163 137ZM192 140H194V138ZM31 141H32V139H31ZM106 141H109V139L106 140ZM145 141H146V137H145ZM14 142H15V140H14ZM17 142H19V141L17 140ZM70 142H72V141H70ZM73 142H75V140ZM113 142L112 143L110 142V143L113 144ZM19 143H17V144H19ZM59 143L62 146H60ZM75 143H73L72 145H75ZM106 143L108 144V142H106ZM162 143H164V142H162ZM37 144H35V145H37ZM80 144H78V145H80ZM103 144H104V142L102 143V145ZM18 146H15V147L18 148ZM44 146H46V148H44ZM159 146H161V144H159ZM227 146H226V148H228ZM101 147L102 146H100L99 149H101ZM30 148L31 147H29V149ZM164 148H163V150H164ZM222 148H220L218 150L221 151ZM60 149H61V151L58 152ZM68 149H70V148H68ZM97 149H98V147L96 148V150ZM104 149H105V147H104ZM25 150L26 149H24V151ZM108 150H109V148H108ZM146 150H147V148H146ZM67 151L68 150H66V152H65L66 154H64V155H68L72 150L70 149L69 152H67ZM93 151H94V149H93ZM93 151L91 153H93ZM101 151H103V149ZM106 151H107V149H106ZM74 152H72V153H74ZM162 152L160 154H162ZM81 153H83V152H81ZM104 153H105V150H104ZM216 153L217 152H215V154ZM79 154H80V151H79ZM96 154H97V157H96ZM96 154H95V156H93L91 158L96 157V161L98 160V162H99L100 160L97 159V158L98 157H102V154L100 153V151L99 152H96ZM111 154H114V153L112 152V153H110V155ZM134 154H136V153L134 152ZM215 154H214V156H215ZM31 155L32 154L29 155V159H30ZM47 155H48V157H47ZM64 155H62V156H64ZM85 155H87V154H85ZM85 155L82 157V160H83V158H85ZM133 155H132V157H133ZM153 155H155V154H153ZM26 156H28V155H26ZM88 156H89V158H87V159L85 158L86 161L91 159L90 158V155H88ZM103 156H105V155H103ZM143 156H145V154ZM16 157H17V155H16ZM65 157L67 158L68 156H65ZM36 158H34V159H36ZM66 158H64V159H66ZM102 158H104V157H102ZM102 158H100V159H102ZM111 158H108L109 160H107V161H114V160H110ZM134 158L136 159L137 157H134ZM160 158H161V160L164 159L163 157H160ZM29 159H27V160H29ZM64 159H62V160L65 161ZM79 160H81V159H78L77 162L75 161L76 163L75 162H72L71 165L73 166L74 163L76 164V166H77V164H78V166L81 165V164L83 165V163H84L85 160H83V163H82V160L81 161H79ZM78 161L81 164H79ZM116 161L113 162V163L115 164ZM164 161H162V162H164ZM89 162H91V161H89ZM92 162H94V161H92ZM215 162H216V160H215ZM103 163H105V162H103ZM103 163H101V164H103ZM134 163H135V161H134ZM224 163H225V166H226V162H224ZM58 164H57V166H58ZM64 164L65 163H61L60 165H64ZM141 164H142V162H141ZM108 165H111V164H108ZM221 166H223V165H221ZM225 166H223V169H224ZM105 167H106V165H105ZM137 167H138V164H137ZM230 167H231V165H230ZM102 168L104 169V172H105V169L106 168H104V166ZM100 169H101V167H100ZM232 169L235 170V168H233V165L231 167V172L229 171L230 173H232ZM21 170H22V168H21ZM106 170H107V172L110 171L109 168L106 169ZM165 170H167V168ZM229 170H230V168H229ZM136 171H137V174H138L137 176L138 177L136 176ZM34 172H36V171H34ZM81 172H82V170H81ZM84 172H86V171H84ZM98 172L100 173V171H98ZM238 174H239V172H238ZM100 175L101 174H99V176ZM101 176H103V174ZM105 176H107V175H105ZM105 176H103V178ZM93 177H95L94 180H96V181L99 179L98 177H97L98 179H96V176L95 175ZM18 178H20V177H18ZM104 181H106V180L104 179ZM112 182H110V183H112ZM161 182H164V181H161ZM5 184L6 183H4L2 185L5 186ZM104 184H106V183L104 182ZM18 186L19 185L17 184V188H18ZM144 186H147V185H144ZM7 188H9V187H7ZM74 189H75V187L72 188L70 186H67L65 188V190H63L60 193V199H61V201H60L59 204H60V207H61V211L58 214H52L51 213V214L47 215L48 217H46V215H44L47 218V220L45 219L47 221V224H44L43 226L45 228H48V230H47L48 231V238H50L52 241H55L54 243H57L59 245L58 246V250H59V248L62 249V247H65V244L67 242H68V245H70L69 244V241H75V242L76 241L77 242L79 241L80 243L82 242V244L91 243V242L94 241L93 240L94 233L92 232L93 231L92 227L94 228L95 226H93V225L91 226V230H92L91 232L93 233L91 235L90 232H89L90 231V229H89L90 228L89 227L90 226L89 225V219L91 217H89V216L87 217L85 215L86 212L84 213V210L85 209H87V208L89 209V201L87 202V200H88L87 197L88 196L86 197V193H85L84 190H83V192L79 191V192L76 193ZM16 191L17 190H15V193H16ZM6 194H5V196H7ZM258 194H262L260 196V198L262 200L260 198H258ZM13 196H16V195H13ZM104 198H105V195H104L103 199ZM53 199H54V196L49 194L48 200H50V202L53 203L54 202ZM101 199H102V196H101ZM4 202L2 203L1 200H0V254L1 255L8 256V257H10V256L13 257V259H11V257H10V259L13 260V261L10 262V264H44V262H42V261L43 260H46V257H45L46 255L45 254L48 252V250H47L46 253H43L45 255L43 257L45 259H43L42 258L43 255L41 256L42 253L39 250L37 252H35V249H34L35 248L34 245L37 244L38 241H36L37 243L32 244L34 246L33 247L34 251H31V249H32L31 246L32 245H30V244L29 245H30L31 248L27 244L28 247H29L27 251H26V248L27 247L26 248H24V247L23 248H17L16 246H18V247L20 246L16 242L17 240L15 241L16 244L14 243L15 244V247L13 246V244H12V247L10 246V244L12 242V241H10V240H12L10 238L12 236L9 233L11 230H9V232L7 230L8 229V226H7L8 225L7 224V221L8 220H6L7 219L6 218L7 211H6V208L4 206V204H5ZM47 202H49V201H47ZM49 204L50 203H48V205ZM57 204H58V202H57ZM48 205H46V206H48ZM107 206H105V207L107 208ZM261 206H260V209L262 210ZM23 207H25V206H23ZM106 208H104V210ZM45 209H47V208L45 207ZM90 209H91V207H90ZM254 209H255V206H254ZM47 210L49 212V210H50L49 209V206H48V209ZM91 210L93 211L94 209H91ZM139 210L141 211V209H139ZM261 213H262V211H261ZM263 214H264V212H263ZM263 214H261V215L258 214V216L260 215V218H261ZM257 217H256V219H257ZM10 218L12 219V217H10ZM10 218L8 217V219H10ZM129 219H130V217H129ZM256 219H254V220H256ZM109 220H108V223H109ZM46 221L44 223H46ZM104 222H106V220ZM115 222H112V224L115 225L114 224ZM128 222L130 223V220ZM91 223H92V221H91ZM112 224H111V221H110V225H112ZM107 225H109V224H107ZM116 225H117V223H116ZM253 225H254V223H253ZM262 225H264V224H262ZM133 226L134 225L132 223V226L131 227H133ZM108 227H107V229H109V233H110L111 229H114V228H111V227L108 228ZM104 229H106L105 225H104ZM129 229L130 228H128L127 230H129ZM254 229H255V227H254ZM12 230H13V227H12ZM115 230H117V229L115 228ZM115 230H113V232L116 233ZM119 232H117V235H119L118 234ZM43 234H44V232H43ZM43 234L41 233L40 236H42ZM107 234H108V232H107ZM105 235H106V232H105ZM110 235H108V236H110ZM117 235L114 234V237L117 236ZM45 236H46V234H45ZM108 236H106V237H108ZM172 236H173V234H172ZM40 238L38 237L39 240H42L43 241L44 238L43 237H42L43 239H40ZM104 238H105V236H104ZM36 239H37V237L35 239L33 237L32 241L33 240H36ZM59 239L66 242V243L64 242L65 243L64 246H62L63 243H60V242L57 241ZM136 240H140V239H136ZM31 242H29V243H31ZM39 242L42 243L41 241H39ZM77 242L75 244H76L77 247H79V244L77 245ZM140 242H141V240H140ZM140 242L138 241L137 243H139V245H142ZM156 242H157V240H156ZM261 242L263 243L262 246H261ZM45 243H46V241H45ZM54 243H52V244L55 246ZM106 243H109V242H106ZM112 243L113 244H110L109 247L106 248L107 251H109V252H114V254H115L116 252H119V251L122 252V251H124L122 253H119L120 255H122V254L127 253V252L129 253L130 249L132 251V248L128 245V244H131V243H126V242L119 243L117 241L116 242L113 241ZM23 244H21V246H24ZM38 244L36 245V247H38ZM136 244H132L131 246H133V249L136 248L135 250L138 251V249H139L138 246L139 245L137 244V246H136ZM157 244H158V242H157ZM53 245H51V246L53 247ZM73 245H74V242L72 243V247H73ZM60 246H62V247H60ZM66 246H67V244H66ZM70 246H68L69 249L72 248ZM134 246H135V248H134ZM68 247H65V248H68ZM69 249L68 250L66 249V250L67 251H73V250H71V249L69 250ZM60 250L57 251V252H60ZM263 250H264V248H263ZM24 251H25V253H24ZM29 251L31 253H33V256L31 257V260H27L28 257L30 258V256H31L29 254ZM61 251L63 253L65 252V250H61ZM137 251H134V252L136 253ZM139 251H141V249ZM38 252H40V254ZM57 252H55V254ZM134 252L133 253L131 252V254L129 253V255L131 256L132 254H135ZM128 253L127 254H124V257L126 255V258H127ZM51 254H53V253H50V255L47 254V257L52 256ZM55 254H53V256ZM97 254H98V256L100 255L99 253H97ZM251 255H253V254L251 253ZM251 255L250 256L248 255V257L251 258ZM53 256H52V258H53ZM85 256H87V258L89 257V255H85ZM92 256H94V255H92ZM92 256H90V257H92ZM122 256H121V258H122ZM138 256H139V253H138ZM166 256H168V255H166ZM245 256H244V259L245 258L246 259H249L248 257H245ZM95 257L97 258V255H95L94 258ZM131 257L133 258L134 256L132 255ZM55 258H54V260H55ZM80 258L83 259L84 257L82 258V256H80L79 258H75V259H77V261L74 260L73 261V264H74L75 261L78 262V263L81 262L80 261ZM113 258H110V259L109 258H106V259H109V260L112 259L113 260ZM115 258H117V257H115ZM164 258H166V257H164ZM60 259L61 258H57L56 262L58 260H60ZM86 259H83V260H86ZM99 259L101 260V258H99ZM129 259H131V258L129 257ZM83 260H82V262H83ZM90 260H91V258L89 259V261ZM248 261H249V263H252V262H250V260H248ZM76 262H75V264H76ZM0 263H2V262H0ZM86 263L89 264L88 263V260H86ZM249 263L247 262V264H249ZM258 263H256V264H258ZM45 264H48V263L45 262ZM160 264H163V263H160ZM167 264H174V262L171 260ZM253 264H255V262Z\"/></svg>", "mask_w": 264, "mask_h": 264}, {"label": "built area", "instance_id": "obj_3", "mask_svg": "<svg viewBox=\"0 0 264 264\" xmlns=\"http://www.w3.org/2000/svg\"><path fill=\"white\" fill-rule=\"evenodd\" d=\"M258 187V182L257 181H250L249 185H248V189L250 191H254L256 190V188Z\"/></svg>", "mask_w": 264, "mask_h": 264}]
</instances>
